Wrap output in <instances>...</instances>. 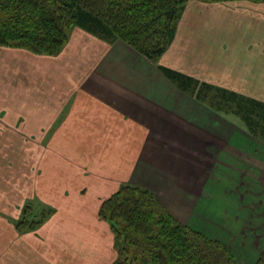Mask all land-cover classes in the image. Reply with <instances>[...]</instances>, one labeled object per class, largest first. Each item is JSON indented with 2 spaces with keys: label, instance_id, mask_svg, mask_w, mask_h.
<instances>
[{
  "label": "crops",
  "instance_id": "obj_1",
  "mask_svg": "<svg viewBox=\"0 0 264 264\" xmlns=\"http://www.w3.org/2000/svg\"><path fill=\"white\" fill-rule=\"evenodd\" d=\"M188 1L159 64L264 99V0ZM82 31L89 39L83 51L73 45L45 55L0 46L6 112L16 114L14 120L19 114L27 128L59 122L48 146H38L36 158L28 155L37 162L23 173L29 178L18 203L20 212L26 199L37 197L54 211L23 233L11 221L0 232V264H111L118 256L115 235L98 212L125 182L150 188L174 217L209 238L224 242L226 233L240 230V248L224 243L237 264L255 263L264 247L258 243L264 220L253 222L264 218V187H241L258 203L256 212L232 197L223 200L220 184L226 169L247 179L246 166L261 172L256 164H264V141L237 136L231 121L195 120L205 109L157 64L120 39L112 43ZM216 197L221 216L210 205Z\"/></svg>",
  "mask_w": 264,
  "mask_h": 264
},
{
  "label": "trees",
  "instance_id": "obj_2",
  "mask_svg": "<svg viewBox=\"0 0 264 264\" xmlns=\"http://www.w3.org/2000/svg\"><path fill=\"white\" fill-rule=\"evenodd\" d=\"M184 2L0 0V46L54 55L65 45L71 27L77 26L108 42L123 39L156 63L174 37ZM157 67L182 91L201 101L206 94L214 93L217 103L211 105L206 101L209 105L219 112L226 106L242 118L248 131L264 141L263 101L167 66ZM24 203L20 217L14 220L20 233L35 230L54 211L37 197ZM98 213L114 231L118 256L111 264H237L226 243L180 222L150 188L122 183L102 201ZM253 264H264V247Z\"/></svg>",
  "mask_w": 264,
  "mask_h": 264
},
{
  "label": "rangeland",
  "instance_id": "obj_3",
  "mask_svg": "<svg viewBox=\"0 0 264 264\" xmlns=\"http://www.w3.org/2000/svg\"><path fill=\"white\" fill-rule=\"evenodd\" d=\"M196 1H200V2L202 1V2H207L209 4H213L214 2H221V1H226V0H196ZM188 2H189L188 0H185L184 5H183V10L181 11L180 16H181L182 12L184 11V8ZM180 16H179L178 20L180 19ZM177 24H178V21H177ZM82 32L83 31H82V29L80 30V27H77V26L71 27V29L69 30V34H68L66 43L59 53H61L63 50H65V48L67 49V47L69 49V47L73 46V45H74V47L77 46L78 49H80L83 46L81 48V51L87 49L88 45L86 47H85V45L89 42V39L86 40L85 38H83ZM118 39H120V38H118ZM118 39H116V40H118ZM70 40H72V44L68 43V42H71ZM116 40H114V41H116ZM120 40L126 42L123 39H120ZM59 53H57V54H59ZM162 54H161V56H162ZM45 55H49V54H45ZM54 55H56V54H54ZM93 55H94V53H93ZM159 58H158L157 62L155 63L157 65H161V64H159ZM173 84L178 89H180L175 83H173ZM218 87H220V86H218ZM221 88H223V87H221ZM224 89H228V88H224ZM196 90H197V88H196ZM228 90H231V89H228ZM232 91H234V90H232ZM235 92L240 93L238 91H235ZM210 94H212V95H210ZM240 94H242V93H240ZM188 95L191 98V102H193L195 104V106L199 105L201 108H204L205 112H206V113H202V115H204V116H200L199 112L196 111V108H194L192 106L191 109L193 110V113L198 112L197 113L198 116H197V118L195 117V120H197V121L200 120L202 122L203 117H207L208 119L210 118V119H219L220 120V118H221V120L223 119V121L224 120L229 121V122L231 121V122L236 124V125L235 124L234 125L236 126L237 136H239V137L244 136L246 138L256 140L254 138L256 136L254 134H252V132L247 130L246 125H244L243 120L239 115H233L232 112H230L226 109L227 108L226 106L221 107L222 112L215 110L211 106L213 104V102L214 101L216 102V100H217V97L214 95V93L210 92V93L206 94V96L208 98L205 97L203 99L204 101L197 99L194 95H191L189 93H188ZM242 95H244V94H242ZM244 96H247V95H244ZM248 97H250V96H248ZM251 98H255V97H251ZM255 99L264 102V99H261V98H255ZM206 101L208 103H210L211 105H209ZM6 107H7L6 97H4V96L0 97V218H1L0 232L5 231V228L7 230H9L11 228V226L9 225V224H11L10 223L11 221L13 222V224L16 227V223L14 220H16L21 215L23 205L25 204V203L22 204L21 211L18 212V209L20 208V205H18V203L20 202L21 196H22V194H20V192L22 190L21 187H22L23 180L28 181V178H29L27 176H23V173H25L26 169L29 166V163L32 162L33 164H35L37 162L36 159H34V161L33 160L31 161L28 155H30V157L35 156V158H36L37 157L36 155L38 152V150H37L38 146H39V148H42L44 145L48 146V144H47V142L49 141L48 137L50 136V134H52L53 130H55V127L59 124V122L52 121L54 119H51L50 120L51 122L49 121L46 124L47 125L46 128L45 127H42L40 129H38V128L37 129L27 128V127H24V123L22 122L21 116L18 114V116L16 117L18 119L14 120L11 117H15L16 114L6 112ZM193 113H191V115H190L191 117L193 116ZM52 117H53V115H52ZM252 118L256 119V118H254V116ZM38 140H41V142H42L41 145H39L37 143ZM31 148L34 150V155H31L32 152L29 153V149H31ZM232 157H233V159H236L237 156L233 155ZM28 160H30V162H28ZM254 162L256 164L257 161H253V163ZM237 163L239 165L238 174H240V172L242 171L241 165L239 164V163H241L240 160L238 162H234V164H237ZM251 165L254 166V164H251ZM256 165L261 166V170H262L261 172L255 170L254 167H252V166L251 167H247V166L245 167V170H246L245 172H250V176H249L250 178L249 179H247L245 177L243 178L242 176L237 175L233 170H228V169L224 170L225 171L224 174L223 173L221 174L222 180H221V184H220L222 189L224 190V194L222 197L223 200H228L229 197H232L231 199L234 198V200H236L238 204H243L244 207H246V206L248 207L249 205H251V208H253L256 212L258 211V208H259V206L257 205L258 203H256V201H253L255 199L249 198L248 195L243 194V192L241 191L243 186H245L246 184L249 187H254V185H257V186H259V189H262L264 187V164L260 163V164H256ZM227 172H228V174H226ZM30 181H32V178L30 179ZM237 183H238V185H237ZM240 183H241V186H240ZM262 197L264 199V192L262 194ZM220 202H221V199L216 197L215 202H211V204H210L211 206L218 207L217 213L219 216L223 215V209H222L223 206L220 204ZM33 217L36 218L37 220L39 219L38 216H36V217L33 216ZM6 220H7V222H6ZM262 220H264V218L259 216L256 219H254L253 222H261ZM193 224L196 225L200 229L202 228V230L204 229L203 231H206V229H207V231L212 232V234L217 233L216 227H214L212 229L209 224L204 225L203 223H198L197 221H195ZM230 226L234 230L237 227V225L233 224V223ZM260 229L261 230H258L259 231L258 232L259 233L258 243H259V245H262L264 243V225L260 226ZM245 230H246L245 232H250L249 229L248 230L245 229ZM232 234H233V236H232ZM226 235L230 237V238L226 237L227 239H230V240H225V241L228 243L229 246H231V248L234 249V245H235L236 249L240 248V242L242 241V236H241L242 234L240 233V230L237 229L236 231H233L232 233H226ZM0 237H1V235H0ZM129 258L131 259L130 255H129Z\"/></svg>",
  "mask_w": 264,
  "mask_h": 264
}]
</instances>
